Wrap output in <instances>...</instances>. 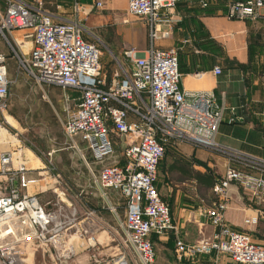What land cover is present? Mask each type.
Returning <instances> with one entry per match:
<instances>
[{
  "label": "built area",
  "instance_id": "2783aa9c",
  "mask_svg": "<svg viewBox=\"0 0 264 264\" xmlns=\"http://www.w3.org/2000/svg\"><path fill=\"white\" fill-rule=\"evenodd\" d=\"M2 1L0 35L9 47L12 49L5 34L18 48L11 30H30L28 51L14 52L28 75L36 82L78 92L77 103L65 119L64 133L85 143L93 182L101 190L112 189L123 200L122 227L137 264H154L150 235L173 229L170 208L157 188L169 139L174 144L188 143L226 154L224 173L211 187L217 200L203 210L216 230L212 236L192 242L178 238L176 257L221 252L235 264H264V159L224 149L216 142L221 122L238 123L245 118L236 107L219 103L211 91L185 93L180 88L178 48L151 43L143 49L124 50L128 63L116 58L114 68L107 72L101 65L98 44L84 37L88 28L82 20L48 10L44 0ZM186 1L126 0V13L153 25L161 7ZM201 4L207 5L204 0ZM104 5L102 0H94L86 8L74 0L72 9L86 15L104 9ZM261 8L264 0L231 1L225 15L228 19H252ZM151 34L154 37V31ZM7 70L5 56L0 53V116L9 104ZM219 72L215 67V73ZM6 141L0 148V264H24L26 253L37 245H70L71 233L86 237L88 247L93 248V236L86 228L74 226L73 215L45 210L36 194L23 191L36 180L26 177L17 138ZM55 177L51 191H58L61 197V177L57 173ZM231 185L247 193L250 212L243 223L252 226L256 234L261 230V241L228 224L225 213ZM90 257L91 264H131L124 253L103 258L91 252Z\"/></svg>",
  "mask_w": 264,
  "mask_h": 264
},
{
  "label": "rangeland",
  "instance_id": "374dc122",
  "mask_svg": "<svg viewBox=\"0 0 264 264\" xmlns=\"http://www.w3.org/2000/svg\"><path fill=\"white\" fill-rule=\"evenodd\" d=\"M44 1L48 10L66 18H79L89 28L85 31V39L98 44L104 71L110 72L114 68L116 58L126 65L128 60L123 56V51L144 47L153 38L150 21L126 14L121 8L123 0H106L108 4L104 10L93 12L103 15L95 24L93 21L97 16L92 19V12L87 17L84 14L73 12L74 0ZM77 1L85 5L92 0ZM1 10L2 7H0ZM29 34V29L11 30L10 36L16 41L18 48L5 34L13 50L0 35V53L5 56L10 82L9 104L0 116V130H3L4 135L0 148L6 146L4 143L7 139L17 138L18 144L14 143L21 148V159L27 169L26 177L29 180H37L29 183L27 190L23 189V191L33 193L34 188L39 187L42 192L36 196L45 210L64 211L65 207L75 208L77 213H80L88 207L93 209L99 207L103 211L104 225L101 228L98 243L93 248L88 247L87 238L71 233L70 245H62L58 248L45 244L37 245L26 253L24 264H91V252H96L103 258L124 253L131 264H137L134 253L126 244L122 227L125 211L123 200L118 193L112 189H104L100 192L91 175L88 181L90 185L83 178H76L72 175L74 170L84 171V166L81 165L83 159H40L45 163L49 161L57 170L65 173L61 186H59L64 190V195L61 197H58V191H51L53 186L48 179L43 182L38 181L40 176H37V170H34L38 167L36 166L38 161L31 158L39 151L45 155V149L48 150V148L57 149L59 147L62 148L60 152H63L65 151L63 147L72 144L71 139L65 135L63 126L68 112L74 108L75 101L73 100L77 98L78 93L70 88L36 82L18 63L14 52L20 55L28 51ZM13 133L16 135L10 137ZM215 152L213 149L196 147L188 143L174 144L170 139L167 141L159 166L157 188L172 211L176 204L183 213L187 208L203 215L204 208L213 203L214 197L210 187L200 183L196 177L206 176L213 179V176L221 175L222 166L218 160L220 158ZM172 163L181 166L182 171L170 170L169 165ZM236 197L242 203L249 202L247 193L241 187H236ZM237 209L240 210L239 207ZM228 224L232 226L229 222ZM209 233L210 231H206L199 237H207ZM262 235L261 230L257 231L258 238L261 239Z\"/></svg>",
  "mask_w": 264,
  "mask_h": 264
},
{
  "label": "crops",
  "instance_id": "0c3cea01",
  "mask_svg": "<svg viewBox=\"0 0 264 264\" xmlns=\"http://www.w3.org/2000/svg\"><path fill=\"white\" fill-rule=\"evenodd\" d=\"M93 1L84 6L90 7ZM102 1L105 3V9L108 3L106 0ZM204 1L207 3L206 6L201 4V0H189L178 2L171 8L161 7L158 11V19L151 27L154 37L148 45L153 43L160 48H178V67L181 74L179 86L185 93L211 91L219 103L236 107L237 112L244 116L243 122L223 121L219 124L215 139L220 147L264 159V8L259 9L258 14L252 19H228L225 15L227 4L238 0ZM3 6L4 3L0 0L2 10ZM121 8L126 12V0L121 2ZM99 11L101 10L91 12ZM88 14L85 16L87 17ZM94 16L97 17L95 21L92 20L93 24L103 15L93 13L92 19ZM84 26L88 28L85 24ZM215 67L220 69L219 73H215ZM77 100L78 96L73 100L75 105ZM71 143L63 147L65 148L63 152H60L62 148L59 147L48 148L45 149V155L39 151L37 155L32 156L31 159L38 161L36 165L38 167L34 170H37L36 175L40 176L39 182L48 179L51 186H54L56 173L61 180L65 176V173H61L49 161L45 163L40 159H83L81 165L84 166V171L74 170L72 175L83 178L90 185L88 181L91 174L86 163L91 162V158L86 145L79 137L73 138ZM215 153L220 158L218 160L222 166L220 175L222 176L226 154L217 151ZM220 176H213L212 184L208 186L214 201L217 197L211 187ZM236 187L238 186L231 185L229 189L230 200L225 213L226 220L232 225L231 227L234 226V229L248 230L254 240L261 241L252 231L253 227L243 223L244 216L250 212L249 202L242 203L237 199ZM34 191L33 193L37 195L42 192L39 187L34 188ZM238 207L240 210L237 209ZM184 211L183 213L175 204L173 211L170 208L173 229L162 235L154 233L150 235L154 248V264H235L221 252L181 259L176 257L174 250L178 238L192 242L206 231H210L208 236H212L216 230L205 213L197 214L187 208ZM77 212L75 208L64 207L66 215H73L74 226L86 228L89 235L93 236L92 242L96 245L104 225L103 211L99 207L94 209L88 207L80 213ZM246 227L249 228L245 229Z\"/></svg>",
  "mask_w": 264,
  "mask_h": 264
},
{
  "label": "trees",
  "instance_id": "16d2710c",
  "mask_svg": "<svg viewBox=\"0 0 264 264\" xmlns=\"http://www.w3.org/2000/svg\"><path fill=\"white\" fill-rule=\"evenodd\" d=\"M169 169H175V170L182 171V167L176 163H172L171 165H169ZM196 178L199 180L200 183H203L206 186H210L212 184V178L211 177L197 176Z\"/></svg>",
  "mask_w": 264,
  "mask_h": 264
},
{
  "label": "bare ground",
  "instance_id": "6f19581e",
  "mask_svg": "<svg viewBox=\"0 0 264 264\" xmlns=\"http://www.w3.org/2000/svg\"><path fill=\"white\" fill-rule=\"evenodd\" d=\"M3 130H0V143H2V140H3Z\"/></svg>",
  "mask_w": 264,
  "mask_h": 264
}]
</instances>
